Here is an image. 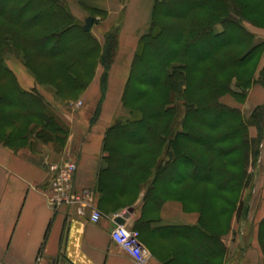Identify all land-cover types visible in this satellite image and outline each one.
<instances>
[{
  "label": "trees",
  "instance_id": "16d2710c",
  "mask_svg": "<svg viewBox=\"0 0 264 264\" xmlns=\"http://www.w3.org/2000/svg\"><path fill=\"white\" fill-rule=\"evenodd\" d=\"M91 13L93 26L106 14ZM249 25L264 28V0L155 1L123 93L127 113L106 130L97 181L102 208L124 210L141 195L144 208L180 198L199 207L203 222L230 230L236 197L264 140V104L246 115L223 101L242 103L254 85L264 88V65L255 71L264 38ZM111 32L102 44L68 0H0V141L17 149L37 139L62 150L70 134L43 96L21 88L8 54L56 99H66L87 89L98 65L109 70L106 54L113 57L119 38V30ZM106 80L107 72L104 89ZM151 222L142 219L133 229L141 237ZM259 242L264 252V220Z\"/></svg>",
  "mask_w": 264,
  "mask_h": 264
},
{
  "label": "crops",
  "instance_id": "0c3cea01",
  "mask_svg": "<svg viewBox=\"0 0 264 264\" xmlns=\"http://www.w3.org/2000/svg\"><path fill=\"white\" fill-rule=\"evenodd\" d=\"M155 1L68 0L72 13L81 21L92 17L87 14L92 9L112 17L126 10L117 54L124 63L113 64L105 89L103 69L99 65L84 91L82 99L85 103L102 101L94 123L90 121L93 116L90 110H56L70 128L62 150L56 149L53 143L37 139H31L28 145L17 149L0 141V264H137L112 238L116 219L129 208L114 212L102 208L97 181L104 166L106 130L116 117L127 113L122 97L139 40L150 28ZM94 35L102 42L99 35ZM6 64L21 88L36 90L49 103L54 102L50 89L38 84L15 55L8 54ZM223 101L242 111L251 110L264 104V88L254 85L245 103L232 96L224 97ZM69 162L78 165L76 189L85 192L91 207L102 213L98 222L91 221V207L80 216L75 207L50 203L52 180L58 168ZM130 208H134L126 222L130 229L142 219L152 221L141 230V243L150 252L145 264H264V252L259 242L264 205L247 235L242 231L245 229L243 224L236 220H232L230 230L225 223L219 226L216 221L203 222L199 207H188L180 198L168 199L158 207L144 208L141 195Z\"/></svg>",
  "mask_w": 264,
  "mask_h": 264
},
{
  "label": "rangeland",
  "instance_id": "374dc122",
  "mask_svg": "<svg viewBox=\"0 0 264 264\" xmlns=\"http://www.w3.org/2000/svg\"><path fill=\"white\" fill-rule=\"evenodd\" d=\"M87 14H92V13H91V11L88 10ZM125 16H126V10H123L119 15H116L114 17L110 16L109 13L103 14V15L101 14L99 16L97 15L96 16V18H97L96 23L94 26H92L91 30L96 35H99L101 37L102 44H105L103 33L107 32L109 30L113 31V32H111V34L115 33L116 30H119V33H120V27L122 26V23H123L122 21L125 18ZM82 22H84V25H85V20H82ZM249 28L251 29V31L262 35L261 37H264L263 36L264 35V31H263L264 28L255 27V26H251V25H249ZM261 29H263V30L261 31ZM112 49H113L112 53L115 52L113 57L110 55V52H109V54L108 53L106 54V58H105L106 63H108L109 61L112 60V63L110 65L109 70H104V66L101 65L102 69H103L102 70L103 76L106 72H107V75L109 74V71L112 68L114 63H116V62L118 64L124 63V60L122 58H120V55H119V57L117 55L118 49H119V39H118L117 46L111 45L110 50H112ZM262 63L264 64V57H262V59H261L260 66L262 65ZM260 66L256 68V70H255L256 72L258 71ZM28 72L30 73L29 70H28ZM31 76L36 80V78L34 77L33 74H31ZM103 76H102V78H103ZM102 81H103V79H102ZM36 82H37V80H36ZM42 86H45L48 89H50L49 86H46V85H42ZM49 91H51V90H49ZM50 93H52V92H50ZM83 93L84 92L80 91L79 93H77L73 96H69L66 99H63V98L56 99V97L54 96L55 100L52 103L50 102V104L53 107V109L55 110V112H56V110L61 111V110H67V109L70 111H74V112L75 111L77 112L78 110H84V111L90 110L91 114L93 115V116H90V119L91 120L95 119L97 114L101 110L102 101L100 100L98 102H94L93 104L85 103V101L82 99ZM246 101H247V99H246ZM246 101H244L242 103H245ZM253 109L254 108H252L251 110L243 111V112L246 115H249V114H251ZM255 134H256V136H253ZM250 136L252 138H255L258 136V130L256 127L250 128ZM30 142L31 141H29V143ZM252 160H254V162H252L249 166L250 180H249L248 185L246 187H244L243 189H241L239 191L237 197H236L237 212L235 213V215L233 217V220H236L237 222H240L243 224L241 226H243L245 229L242 231L246 232V235L249 233L248 232L249 229H251V231H252L253 221L256 220V218L258 217V211H259L260 207L262 205H264V146L261 148V151L259 152V156L257 157L255 155L254 159H252ZM255 160H257V161H255ZM245 222H246V224H245ZM250 225H251V227H250ZM242 235L243 234H241V236Z\"/></svg>",
  "mask_w": 264,
  "mask_h": 264
},
{
  "label": "built area",
  "instance_id": "2783aa9c",
  "mask_svg": "<svg viewBox=\"0 0 264 264\" xmlns=\"http://www.w3.org/2000/svg\"><path fill=\"white\" fill-rule=\"evenodd\" d=\"M53 168L57 169L55 166ZM77 169L78 165L75 162L66 163L63 167L58 168L56 176L52 180L53 193L50 196V203L75 207L77 214L82 216L86 214L87 208L91 207V203L85 192L76 189ZM91 209H93L91 221L98 222L102 213L95 207H91ZM112 238L128 257L137 264H145L150 252L141 243L140 233L137 230L130 229L126 224H117L112 232Z\"/></svg>",
  "mask_w": 264,
  "mask_h": 264
},
{
  "label": "water",
  "instance_id": "95a60500",
  "mask_svg": "<svg viewBox=\"0 0 264 264\" xmlns=\"http://www.w3.org/2000/svg\"><path fill=\"white\" fill-rule=\"evenodd\" d=\"M94 18L89 17L85 20L84 30L89 32L92 29ZM134 212V208H129L123 215L116 219V223L119 225H125L130 215Z\"/></svg>",
  "mask_w": 264,
  "mask_h": 264
}]
</instances>
